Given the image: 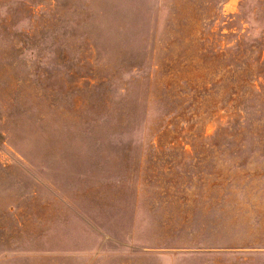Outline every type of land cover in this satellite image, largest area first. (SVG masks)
<instances>
[{
  "label": "rangeland",
  "instance_id": "rangeland-1",
  "mask_svg": "<svg viewBox=\"0 0 264 264\" xmlns=\"http://www.w3.org/2000/svg\"><path fill=\"white\" fill-rule=\"evenodd\" d=\"M0 264H264V0H0Z\"/></svg>",
  "mask_w": 264,
  "mask_h": 264
}]
</instances>
